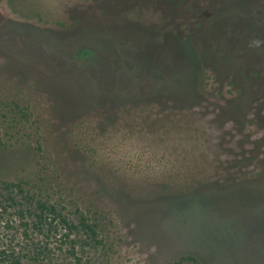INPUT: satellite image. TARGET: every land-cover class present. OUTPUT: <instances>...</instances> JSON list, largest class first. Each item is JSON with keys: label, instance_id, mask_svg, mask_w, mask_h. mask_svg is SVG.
<instances>
[{"label": "rangeland", "instance_id": "1", "mask_svg": "<svg viewBox=\"0 0 264 264\" xmlns=\"http://www.w3.org/2000/svg\"><path fill=\"white\" fill-rule=\"evenodd\" d=\"M0 178L22 264H264V0H0ZM26 195L99 241L26 230Z\"/></svg>", "mask_w": 264, "mask_h": 264}, {"label": "trees", "instance_id": "2", "mask_svg": "<svg viewBox=\"0 0 264 264\" xmlns=\"http://www.w3.org/2000/svg\"><path fill=\"white\" fill-rule=\"evenodd\" d=\"M200 26L201 25H199V27ZM189 33V31H185L183 36H187ZM192 47L193 50L190 51L191 57L194 58V60L199 62L200 64V60H202V55L199 51V47L195 44H193ZM222 48L227 47L223 44ZM173 73H170L168 75L169 78L183 79L184 76H186L184 70H178L176 71V73ZM22 186V182H10L0 178V215L7 210V206H14V204H17L16 196H21L24 192ZM201 186L202 185L200 183H196V185L186 184L182 185L179 189H176V191L172 190L169 193L162 194L164 197H175V200H179L181 197L187 198V196L195 194V192L202 188ZM152 193L154 195L156 194V192ZM27 197V195L24 197L23 202H26V204L28 205H22L23 209H19L20 212H25V214H22V216H25V218L23 217V220H25L24 226L26 230L38 231L39 229L44 230L46 228L48 234L55 235L57 229L60 230V228H62L68 231L67 234L65 233L67 238L68 234L70 233L75 234L77 237H82L83 239L86 238L88 240L99 241L97 239V225L94 222L90 221L88 218H86L84 215L77 214L76 217H70L69 212H65L64 205L61 206L58 203H48L47 201H44L42 199L31 198L28 200L26 199ZM23 258V255H16L13 252H8L5 249H0V264H22L23 260L26 259ZM38 264L54 263H52L49 259H41Z\"/></svg>", "mask_w": 264, "mask_h": 264}]
</instances>
